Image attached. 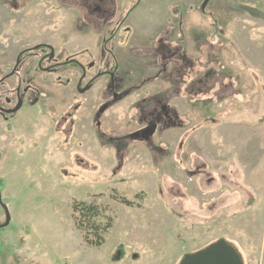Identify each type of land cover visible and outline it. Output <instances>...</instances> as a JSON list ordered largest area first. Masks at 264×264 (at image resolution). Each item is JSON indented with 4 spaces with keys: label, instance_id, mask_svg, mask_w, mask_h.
I'll return each instance as SVG.
<instances>
[{
    "label": "rangeland",
    "instance_id": "rangeland-1",
    "mask_svg": "<svg viewBox=\"0 0 264 264\" xmlns=\"http://www.w3.org/2000/svg\"><path fill=\"white\" fill-rule=\"evenodd\" d=\"M204 2L0 0V78L41 44L59 65L26 52L0 86V264H178L220 238L264 264V0ZM168 16L215 25L218 50L166 42ZM182 50L196 87L157 70ZM75 200L110 215L103 245L86 244Z\"/></svg>",
    "mask_w": 264,
    "mask_h": 264
},
{
    "label": "crops",
    "instance_id": "crops-1",
    "mask_svg": "<svg viewBox=\"0 0 264 264\" xmlns=\"http://www.w3.org/2000/svg\"><path fill=\"white\" fill-rule=\"evenodd\" d=\"M145 5L143 4V7H144ZM145 9V8H144ZM144 9H139V11H141V10H144ZM121 13H123V12H121ZM197 16V18H196V20H198L199 22H202V23H205L204 21H202L201 19H200V16L201 15H199L198 16V14L196 15ZM174 19H177V21H174ZM139 20V19H138ZM165 21H166V23L164 24V25H166V26H168V24L171 22V24L173 25L172 27H171V29H170V31H171V33H170V35L168 36V37H166V42H168V41H170L171 40V38H172V36H174V34H176V35H178L179 37H180V42L181 43H179L178 45V47H180L181 45H182V47H186V45L188 44V41H189V39H191L192 40V42H191V48H193L194 46H196V45H198L201 41H204L203 42V44H204V48H206L207 49V51L209 52V53H211L209 50H214V51H216V48H215V44L213 43V44H211L212 45V47L210 48V42H209V32L212 30V27H214L212 24L210 25H208L207 27H208V30H206L205 28H204V26H201L199 23L197 24V25H194L193 24V21L189 24V26H188V19H187V17H186V20H185V26H178V24L176 25V27H174V25H175V23L177 22H179V19L176 17V16H171V18H169V16L165 19ZM133 24H134V22H133ZM132 28V30H133V32H131L133 35H134V37L135 38H137V39H139V38H143V39H145V37L147 38L148 37V33H152L151 31H149V32H147V30H138V29H136V24L134 25V27H131ZM184 28L185 29H187L186 30V33H185V31H184ZM211 30H210V29ZM169 31V32H170ZM129 33V31H126V37H127V34ZM145 35V36H144ZM139 37V38H138ZM150 37V36H149ZM147 42V41H146ZM132 43H130L129 44V46L131 45ZM144 46V45H143ZM142 46V49H145L146 47H143ZM131 48H140V47H136L134 44H132L131 45ZM205 53H206V51L204 52V55H205ZM181 55H182V59H181V61H177V62H175V61H173L172 59L170 60V61H173L174 63H175V66H174V69H173V72L169 69V70H165V71H163V69H157V70H159V71H161L162 73L163 72H167V73H179V74H182V73H185V72H189V77L190 78H188V77H183V79H187L188 78V81H190L189 83H188V85L189 86H191V85H194L195 87H196V80H197V74L198 73H200V70L199 69H202L201 67H197V66H192L190 69L191 70H188V68H189V66H188V62L186 61L187 60V56H188V54L187 55H185V53L183 52V50L181 51ZM189 57H191V56H189ZM167 59H169V58H167ZM179 59V58H178ZM188 67V68H187ZM205 67L206 66H203V68L205 69ZM181 68H184V71L183 70H181ZM206 74H207V76H208V72H205ZM206 76V75H205ZM121 81L122 80H127L124 76L122 77V79H120ZM113 88V89H112ZM110 89V88H109ZM117 90H118V87H116V86H114V84H112L111 85V90L109 91V93H112V92H114V93H118L117 92ZM161 91V90H160ZM162 91H165V95L167 96V93H168V91L167 90H162ZM135 91H133L132 93H134ZM184 92V90L182 89V90H180V94H182ZM113 93V94H114ZM129 93H131V92H128L127 94H129ZM126 94V95H127ZM146 94H149V93H147L146 91H145V94H144V96L141 98V99H143V98H147V97H149L150 95H146ZM155 95V94H154ZM116 96L117 97H119V96H122L121 94H116ZM151 97H153V95L151 96ZM140 99V100H141ZM163 99H165V96H163ZM140 100H138L137 102H136V107H139V101ZM187 102H189V101H187ZM189 103H191V102H189ZM166 104H167V106L169 105V103H168V101H166ZM169 107H170V105H169ZM169 110L167 109V112H168ZM168 124H169V122H168ZM196 127H193V129H191L192 131L195 129ZM187 132V131H186ZM186 132L184 133V134H181L180 135V137H179V142H181L182 143V140L183 139H185L187 136H188V134L185 136V134H186ZM179 196L181 197V195L179 194Z\"/></svg>",
    "mask_w": 264,
    "mask_h": 264
},
{
    "label": "trees",
    "instance_id": "trees-1",
    "mask_svg": "<svg viewBox=\"0 0 264 264\" xmlns=\"http://www.w3.org/2000/svg\"><path fill=\"white\" fill-rule=\"evenodd\" d=\"M125 202L128 205L133 204L128 200H125ZM72 209L75 224L78 229L83 231L86 243L91 246L103 245L105 243L104 234L112 225L110 218H108L109 221L105 224L100 220L105 215L109 217L104 207L96 202L74 201ZM120 249L124 252V246H119L118 250ZM121 257L115 256L116 259H120Z\"/></svg>",
    "mask_w": 264,
    "mask_h": 264
},
{
    "label": "water",
    "instance_id": "water-1",
    "mask_svg": "<svg viewBox=\"0 0 264 264\" xmlns=\"http://www.w3.org/2000/svg\"><path fill=\"white\" fill-rule=\"evenodd\" d=\"M179 264H244L238 251L224 238L202 250L187 253Z\"/></svg>",
    "mask_w": 264,
    "mask_h": 264
},
{
    "label": "flooded vegetation",
    "instance_id": "flooded-vegetation-1",
    "mask_svg": "<svg viewBox=\"0 0 264 264\" xmlns=\"http://www.w3.org/2000/svg\"><path fill=\"white\" fill-rule=\"evenodd\" d=\"M198 45H201V47H202V42H200ZM38 48H39L38 51H40V50L41 51H45L43 53H45L46 56H43L40 59L39 65L37 66V70L38 69L41 70L42 73H47L48 71H52V72L55 71V69L59 65L58 66L56 65L55 67H54V65L50 66V67L49 66H45L46 65L45 59L52 60V58L54 57L53 51H52V53L49 54V52L47 51L48 50L47 45H45V44L39 45ZM37 49L34 50V51L38 52ZM34 51H31L30 49H28V50L23 51L21 54L18 55V57L16 58L13 66H12V68L10 70V72L7 75H5L4 77L0 78V86L5 84L6 81H8L9 79H12L14 76L17 77V75L19 73L18 71H19V69L21 67V62L23 60V57H24L25 53L26 52L32 53ZM47 54H48V56H47ZM0 94L2 95V99H5V101H4L5 103H8V102L11 103V98L6 96V91H5V89H2V87H0ZM19 104H20V102H19ZM14 105H16V104L14 103ZM8 111L10 112V114H9L10 116L14 115V111L13 110L8 109Z\"/></svg>",
    "mask_w": 264,
    "mask_h": 264
}]
</instances>
